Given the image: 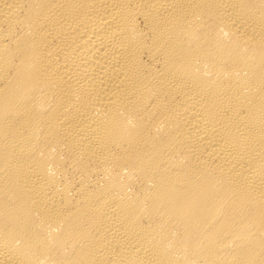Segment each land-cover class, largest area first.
<instances>
[{
  "label": "bare ground",
  "instance_id": "bare-ground-1",
  "mask_svg": "<svg viewBox=\"0 0 264 264\" xmlns=\"http://www.w3.org/2000/svg\"><path fill=\"white\" fill-rule=\"evenodd\" d=\"M0 264H264V0H0Z\"/></svg>",
  "mask_w": 264,
  "mask_h": 264
}]
</instances>
